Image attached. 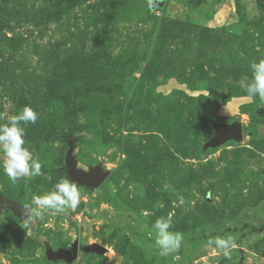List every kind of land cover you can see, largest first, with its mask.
<instances>
[{
	"label": "rangeland",
	"instance_id": "rangeland-1",
	"mask_svg": "<svg viewBox=\"0 0 264 264\" xmlns=\"http://www.w3.org/2000/svg\"><path fill=\"white\" fill-rule=\"evenodd\" d=\"M159 1L0 0V123L31 106L42 165L15 184L0 168V200L52 190L69 141L77 168L107 173L26 229L0 205V264H264V229L249 231L264 222V104L241 87L264 58V0ZM214 122L242 138L206 145ZM169 215L183 241L161 256L153 224ZM74 242L72 260L48 256Z\"/></svg>",
	"mask_w": 264,
	"mask_h": 264
},
{
	"label": "clouds",
	"instance_id": "clouds-1",
	"mask_svg": "<svg viewBox=\"0 0 264 264\" xmlns=\"http://www.w3.org/2000/svg\"><path fill=\"white\" fill-rule=\"evenodd\" d=\"M147 3L149 9H152L159 0H147ZM249 72L250 76L243 78L241 87L250 98L258 97L264 104V58L250 62ZM38 118V113L31 106L25 105L15 114L7 116L4 123H0V168L13 184L41 175L39 158L26 147L25 140L26 126L36 124ZM81 197V191L75 182L67 177L61 178L52 190L34 195L30 204L23 205L22 211L27 218L21 226L26 229L31 221L41 218L44 213L62 214L74 211L80 205ZM180 203H183L182 197ZM156 206L162 208L163 203L157 202ZM172 227L171 215L157 218L153 224L154 243L161 256L175 253L181 247L183 234L172 231ZM207 245L228 257L234 241L231 236H216L208 239Z\"/></svg>",
	"mask_w": 264,
	"mask_h": 264
},
{
	"label": "water",
	"instance_id": "water-1",
	"mask_svg": "<svg viewBox=\"0 0 264 264\" xmlns=\"http://www.w3.org/2000/svg\"><path fill=\"white\" fill-rule=\"evenodd\" d=\"M159 6L162 2L159 1ZM215 134L206 143L208 146H217L228 139L240 140L242 138V126L238 122L230 124L213 123ZM69 149L66 153L65 164L68 179L76 184L97 188L107 177V173L103 172L99 166L90 167L88 171H83L76 167V161L72 156L73 143L68 142ZM0 205L9 207L19 219L23 220L27 215L22 211L20 205L10 199H1ZM89 250L102 253L104 248L102 246H92ZM78 252V243L74 242L70 249H60L55 254H52L48 249V256L53 258H64L68 261L72 260Z\"/></svg>",
	"mask_w": 264,
	"mask_h": 264
},
{
	"label": "trees",
	"instance_id": "trees-1",
	"mask_svg": "<svg viewBox=\"0 0 264 264\" xmlns=\"http://www.w3.org/2000/svg\"><path fill=\"white\" fill-rule=\"evenodd\" d=\"M263 229H264V222L261 223L258 226H251L249 231H251V232H259V231H262Z\"/></svg>",
	"mask_w": 264,
	"mask_h": 264
}]
</instances>
